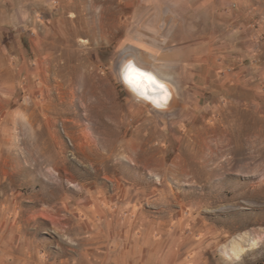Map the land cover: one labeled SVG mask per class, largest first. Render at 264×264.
<instances>
[{
	"label": "rangeland",
	"instance_id": "374dc122",
	"mask_svg": "<svg viewBox=\"0 0 264 264\" xmlns=\"http://www.w3.org/2000/svg\"><path fill=\"white\" fill-rule=\"evenodd\" d=\"M172 1L0 0V264H264V0L196 15L193 79L148 28Z\"/></svg>",
	"mask_w": 264,
	"mask_h": 264
},
{
	"label": "crops",
	"instance_id": "0c3cea01",
	"mask_svg": "<svg viewBox=\"0 0 264 264\" xmlns=\"http://www.w3.org/2000/svg\"><path fill=\"white\" fill-rule=\"evenodd\" d=\"M157 0H154L156 2ZM173 5L166 7L167 20H164L162 24L159 22H152L150 27L153 30H167L166 42L174 46H182V49L178 53L179 59H174L175 66L178 67L182 78L193 79L197 75L206 77L207 66L203 64L206 60L201 56L204 52V47L207 42L206 31L207 27L201 21L200 17L196 15L206 14L213 10L217 12L221 0H173ZM182 3V4H181ZM190 13L191 18H181L180 15ZM205 21V19H202ZM202 25V26H201ZM138 40V41H137ZM140 39H136L135 43L139 44ZM141 43V42H140ZM145 45H148L147 43ZM151 46V45H149ZM177 51H174L175 54ZM200 65L195 66L197 62H201Z\"/></svg>",
	"mask_w": 264,
	"mask_h": 264
},
{
	"label": "bare ground",
	"instance_id": "6f19581e",
	"mask_svg": "<svg viewBox=\"0 0 264 264\" xmlns=\"http://www.w3.org/2000/svg\"><path fill=\"white\" fill-rule=\"evenodd\" d=\"M130 68L138 72H142L147 75H150L155 81V83L147 80L145 77H139L138 82L130 83L128 80L125 79V76L128 73ZM164 75H167V74H164ZM121 77H122V80L136 94L137 97L146 99L147 101H150L155 106L162 107L163 105H165L168 102L172 94L169 86L167 85V79H168L167 77L159 75L152 69L140 65L134 58L127 59L123 63L122 68H121ZM158 85H163L164 89L161 90V88ZM165 93L167 94L166 98H164ZM249 243H250L249 246H252L256 244V241L251 240ZM243 249L244 248L240 246L238 242L235 241L232 243V245L229 248V251L227 252L229 254L231 252L235 254L236 256H238L240 252L243 251Z\"/></svg>",
	"mask_w": 264,
	"mask_h": 264
},
{
	"label": "snow or ice",
	"instance_id": "6c2138e0",
	"mask_svg": "<svg viewBox=\"0 0 264 264\" xmlns=\"http://www.w3.org/2000/svg\"><path fill=\"white\" fill-rule=\"evenodd\" d=\"M139 77H145L147 80L155 83V81L153 80V78L150 75H147V74L142 73V72H138V71L131 69V68L129 69L128 73L126 74L125 79L128 80L130 83H136V82H138ZM158 86L161 88V90L164 89L163 85H158ZM166 96H167V94L165 93L164 98H166Z\"/></svg>",
	"mask_w": 264,
	"mask_h": 264
}]
</instances>
